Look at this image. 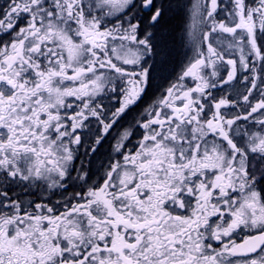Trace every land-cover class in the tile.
<instances>
[{
  "label": "snow or ice",
  "instance_id": "1",
  "mask_svg": "<svg viewBox=\"0 0 264 264\" xmlns=\"http://www.w3.org/2000/svg\"><path fill=\"white\" fill-rule=\"evenodd\" d=\"M0 264H264V0H0Z\"/></svg>",
  "mask_w": 264,
  "mask_h": 264
},
{
  "label": "flooded vegetation",
  "instance_id": "2",
  "mask_svg": "<svg viewBox=\"0 0 264 264\" xmlns=\"http://www.w3.org/2000/svg\"><path fill=\"white\" fill-rule=\"evenodd\" d=\"M177 21H179V26H180V20L179 18L177 19ZM179 26L177 27L178 28V31H177V38L179 40ZM177 71H179V67L177 66Z\"/></svg>",
  "mask_w": 264,
  "mask_h": 264
},
{
  "label": "trees",
  "instance_id": "3",
  "mask_svg": "<svg viewBox=\"0 0 264 264\" xmlns=\"http://www.w3.org/2000/svg\"><path fill=\"white\" fill-rule=\"evenodd\" d=\"M174 24L178 27L179 26V21H174Z\"/></svg>",
  "mask_w": 264,
  "mask_h": 264
}]
</instances>
